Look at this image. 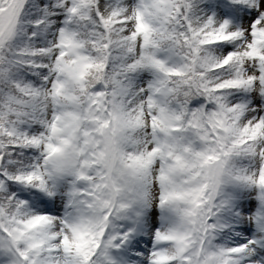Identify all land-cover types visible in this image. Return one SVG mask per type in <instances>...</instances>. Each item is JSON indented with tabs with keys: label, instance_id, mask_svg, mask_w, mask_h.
Here are the masks:
<instances>
[{
	"label": "clouds",
	"instance_id": "9594fccd",
	"mask_svg": "<svg viewBox=\"0 0 264 264\" xmlns=\"http://www.w3.org/2000/svg\"><path fill=\"white\" fill-rule=\"evenodd\" d=\"M261 5L0 0V264H264Z\"/></svg>",
	"mask_w": 264,
	"mask_h": 264
},
{
	"label": "snow or ice",
	"instance_id": "6c2138e0",
	"mask_svg": "<svg viewBox=\"0 0 264 264\" xmlns=\"http://www.w3.org/2000/svg\"><path fill=\"white\" fill-rule=\"evenodd\" d=\"M262 7H264V0H262ZM256 13L253 14V18L255 17Z\"/></svg>",
	"mask_w": 264,
	"mask_h": 264
}]
</instances>
